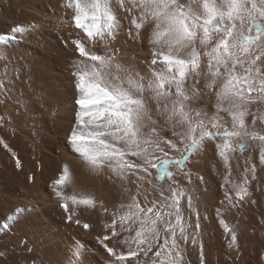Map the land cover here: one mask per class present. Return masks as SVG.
Instances as JSON below:
<instances>
[{"label": "snow or ice", "instance_id": "6c2138e0", "mask_svg": "<svg viewBox=\"0 0 264 264\" xmlns=\"http://www.w3.org/2000/svg\"><path fill=\"white\" fill-rule=\"evenodd\" d=\"M67 6L75 9V27L90 41L88 47L79 39L73 41L81 59L73 63L78 110L70 143L90 169L107 168L109 181L134 177L137 191L128 204L109 212L95 196L64 194L63 188L73 180L64 165L54 182L63 208L68 212L70 201L86 209L99 207L112 217L105 223L110 235L98 242L114 257L113 264H129V258L131 264H142L140 254L147 258L153 248L157 250L150 264H185L183 254L189 243L199 247L203 264L200 213L189 189L176 176L182 174L192 183L189 161L210 143L228 169L223 184L231 185L234 194L225 188L226 199L235 198L232 206L236 207L251 196L248 174L256 179L255 164L245 168L241 183L228 177L235 153H244L251 142L264 145V134L254 130L257 123L264 125V0H67ZM118 9L131 16L129 39L143 43L142 32L148 33L151 57L145 74L134 70L135 58L124 63L120 49L113 47L123 27ZM6 39L0 35V40ZM96 45L100 51L93 50ZM202 58H206L205 68ZM5 63L0 61V66ZM205 96H215V103H196ZM259 160L264 164V146ZM153 170L160 185L171 181L168 195L152 183ZM195 179L204 181L198 173ZM145 185L153 191L159 188L160 199L153 196L149 201ZM185 199L195 214L194 225L181 208ZM73 215L69 212V222ZM216 215L226 238L230 236L228 246L238 249L236 230L220 210ZM74 222L81 224L79 219ZM122 233L128 234L123 240L127 252L105 243ZM82 247H77L76 256H82Z\"/></svg>", "mask_w": 264, "mask_h": 264}, {"label": "bare ground", "instance_id": "6f19581e", "mask_svg": "<svg viewBox=\"0 0 264 264\" xmlns=\"http://www.w3.org/2000/svg\"><path fill=\"white\" fill-rule=\"evenodd\" d=\"M118 13L123 27L113 47L120 49L124 63L135 58L134 70L145 74V64L151 57L148 33L142 32L143 43L129 39L131 16L123 9ZM74 16L75 9L67 6V0H0V35L7 37L0 40V49H4L0 61H6L0 66V264H113L114 257L98 242V238L110 235L105 223H110L112 217L99 207L86 209L70 201L66 212L54 190L64 165L73 176L72 183L63 188L64 194L95 196L109 212L117 211L122 203L128 204L137 191L134 177L109 181L107 168L101 172L90 169L70 143L78 110L73 63L81 59L73 41L79 39L90 46L86 34L75 27ZM93 50L100 51L99 45ZM205 66L206 58H202V68ZM204 101L211 106L215 96H205L196 103ZM152 107L155 109L154 104ZM254 130L264 134V125L257 123ZM262 146L251 142L244 153H235L230 161L232 172L228 178L234 183L243 181L246 167L256 165V179L248 174L251 196L242 206L233 207L236 199H226L224 189L233 194L234 190L223 184L228 169L210 143L189 161L192 183L177 174L176 179L189 189L194 208L200 213L203 264H264V164L259 160ZM197 173L204 177L203 182L195 179ZM155 176L153 170L152 183L160 185ZM170 184L166 179L160 185L165 195ZM145 187L149 201L153 196L160 199L159 188L153 191ZM140 201L145 203L143 189ZM181 208L186 218L191 215L194 225L195 214L188 209L186 199L181 201ZM217 210L236 230L238 249L228 246L230 236L226 238L219 225ZM69 212H74L73 222L67 219ZM76 219L81 220L80 225L74 222ZM84 223L90 227L85 229ZM158 227L162 230V223L158 222ZM125 235L105 243L118 252H127ZM81 245L83 254L76 256ZM156 250L153 248L147 258L141 253L142 264H150ZM183 255L185 264H201L198 246L189 243ZM131 261L129 258V264Z\"/></svg>", "mask_w": 264, "mask_h": 264}]
</instances>
